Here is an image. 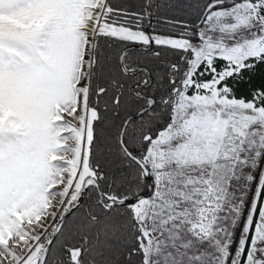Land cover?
<instances>
[{"label": "rangeland", "instance_id": "obj_1", "mask_svg": "<svg viewBox=\"0 0 264 264\" xmlns=\"http://www.w3.org/2000/svg\"><path fill=\"white\" fill-rule=\"evenodd\" d=\"M263 1L213 9L191 41L111 23L106 0H0V249L8 254L0 264H38L84 179L94 176L87 49L99 32L192 52L172 124L146 156L152 195L131 205L145 264H264V110L218 87L264 53ZM96 13L88 35L82 23ZM73 112L74 123L66 117ZM221 152L233 163L218 197L210 179ZM64 153L70 162L53 159Z\"/></svg>", "mask_w": 264, "mask_h": 264}, {"label": "trees", "instance_id": "obj_2", "mask_svg": "<svg viewBox=\"0 0 264 264\" xmlns=\"http://www.w3.org/2000/svg\"><path fill=\"white\" fill-rule=\"evenodd\" d=\"M241 1L107 0L105 19L148 35L194 41L210 3L219 2L216 9ZM261 13L264 15V1ZM191 58L189 49L169 44H142L104 32L95 36L87 101L96 115L87 164L97 175L98 185L77 193L66 208L59 220L66 215L60 230L53 236L55 227L47 240L52 241L44 264H145L143 230L131 205L138 195L150 197L154 183L137 160L149 168L150 145L172 124L176 94L183 88ZM223 63L218 59L215 67L220 70ZM141 67L146 70L140 72ZM210 78L211 74L205 76ZM218 87L229 98L253 102L264 110V53L248 58ZM149 97L155 100L150 108ZM232 159L222 153L215 161L212 196L220 197L226 190Z\"/></svg>", "mask_w": 264, "mask_h": 264}, {"label": "water", "instance_id": "obj_3", "mask_svg": "<svg viewBox=\"0 0 264 264\" xmlns=\"http://www.w3.org/2000/svg\"><path fill=\"white\" fill-rule=\"evenodd\" d=\"M148 2H149V1H148ZM218 4H219V2H213V3H210V4L207 6V8H206L205 11H204V14H203L202 19L199 21V24H200V25L203 23L204 18H205V17H206V16H207V15H208V14L214 9V7L217 6ZM125 52H126V50H124V51L122 52V54H121V57H120V58H121V61L123 60V57H124ZM145 70H146V68H144V67H141V68L139 69L140 72L145 71ZM131 74H134V72H131ZM150 81H152V78H151V77H150ZM132 91H133V89H132ZM148 101H149V106H148V108H150V107H152V106L154 105L155 100H154V98L149 97V98H148ZM148 108L143 109V110H142V113H143L144 111H146V109H148ZM129 121H130V119H127L126 122H125V124H124V126H123V130H122V133H121V142H122V143H123V134H124L125 128H126L127 124L129 123ZM137 162L141 165V167L143 168V170H144V172H145L146 175H150V174H151L149 168L145 165V163H143L142 161H139V160H137ZM97 185H98V182H97L96 178H95V177H91V176L87 177L86 180H85V183H84L85 188H88V187H90V186H97ZM101 195H102V194H101ZM141 198H143L142 195H138V196H137V199H138V200L141 199ZM114 202H115L114 200H111L110 203H111V204H114ZM65 219H66V215H64L63 218L61 219V221L57 224V226H56V228H55V230H54V232H53V236H55V235L58 233V231L60 230V227H61V225H62V223H63V221H64ZM51 241H52V240H49L48 243L46 244V246L44 247L43 252H42V254H41V256H40V259H39L38 264H44L45 259H46L47 255H48V252H49V248H50V245H51Z\"/></svg>", "mask_w": 264, "mask_h": 264}, {"label": "bare ground", "instance_id": "obj_4", "mask_svg": "<svg viewBox=\"0 0 264 264\" xmlns=\"http://www.w3.org/2000/svg\"><path fill=\"white\" fill-rule=\"evenodd\" d=\"M70 121H77V118H76V116L74 115V114H71V113H67V116H66ZM74 121H73V123H74ZM68 144H72V142L71 143H68ZM53 159L54 160H56V161H59V162H70V160L72 159V156H71V153H64V154H54L53 155ZM58 183H60V181L59 182H57V184H55V186H54V188H58V187H60L59 185H58ZM24 241L25 240H23V239H14V243H15V245H18V246H20L21 248L22 247H24ZM14 245V246H15ZM4 249V248H3ZM3 249H0V254L1 255H5V257L7 256V258H8V254H7V251H4Z\"/></svg>", "mask_w": 264, "mask_h": 264}, {"label": "built area", "instance_id": "obj_5", "mask_svg": "<svg viewBox=\"0 0 264 264\" xmlns=\"http://www.w3.org/2000/svg\"><path fill=\"white\" fill-rule=\"evenodd\" d=\"M98 19V16L97 18L93 15H89L87 17V20L85 22L82 23V28L84 29V31L87 32L88 35H92L94 32V29H93V23L92 22H96ZM93 49H94V39H93V46L89 47L87 49L88 52L92 51V56H93Z\"/></svg>", "mask_w": 264, "mask_h": 264}, {"label": "flooded vegetation", "instance_id": "obj_6", "mask_svg": "<svg viewBox=\"0 0 264 264\" xmlns=\"http://www.w3.org/2000/svg\"><path fill=\"white\" fill-rule=\"evenodd\" d=\"M106 4H107V0H106ZM124 26V25H123ZM125 27H127V26H125ZM149 43V42H148ZM73 114L74 115H76V117L78 118L79 116H78V112H73ZM70 134H72V132H65V135L67 136V135H70ZM65 147H70L69 145H67V146H65ZM89 177V176H88ZM93 177H95L96 178V180H97V182H98V178H97V175L94 173V176ZM87 178V177H86ZM86 178L84 179V181H83V184H82V186H81V188H80V190L77 192V193H80L82 190H86V189H89V188H91V187H96V186H90V187H88V188H85V186H84V183H85V180H86ZM101 195V194H100ZM72 203V202H71ZM70 203V204H71ZM70 204H69V206H70ZM68 206V207H69ZM60 220V219H59ZM58 224V223H57Z\"/></svg>", "mask_w": 264, "mask_h": 264}, {"label": "clouds", "instance_id": "obj_7", "mask_svg": "<svg viewBox=\"0 0 264 264\" xmlns=\"http://www.w3.org/2000/svg\"><path fill=\"white\" fill-rule=\"evenodd\" d=\"M102 11H103V10H102ZM98 14H99V13H96V14H95V17H96V18H97V16H99Z\"/></svg>", "mask_w": 264, "mask_h": 264}]
</instances>
